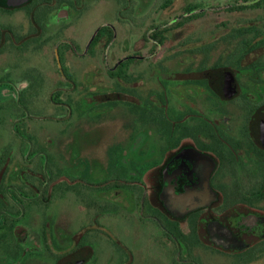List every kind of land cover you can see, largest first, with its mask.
Masks as SVG:
<instances>
[{"label": "flooded vegetation", "instance_id": "flooded-vegetation-1", "mask_svg": "<svg viewBox=\"0 0 264 264\" xmlns=\"http://www.w3.org/2000/svg\"><path fill=\"white\" fill-rule=\"evenodd\" d=\"M0 264H264V0H0Z\"/></svg>", "mask_w": 264, "mask_h": 264}, {"label": "rangeland", "instance_id": "rangeland-1", "mask_svg": "<svg viewBox=\"0 0 264 264\" xmlns=\"http://www.w3.org/2000/svg\"><path fill=\"white\" fill-rule=\"evenodd\" d=\"M33 125L35 126V128L37 130L40 131V129L43 127L44 129H51V128H55L56 125H58L56 122H53L51 120H38V119H35L32 121ZM7 133L5 134V137H9L10 134H9V131L7 130L6 131ZM150 261H154L153 259H150Z\"/></svg>", "mask_w": 264, "mask_h": 264}, {"label": "water", "instance_id": "water-1", "mask_svg": "<svg viewBox=\"0 0 264 264\" xmlns=\"http://www.w3.org/2000/svg\"><path fill=\"white\" fill-rule=\"evenodd\" d=\"M17 1H23V0H13V3L17 2Z\"/></svg>", "mask_w": 264, "mask_h": 264}]
</instances>
